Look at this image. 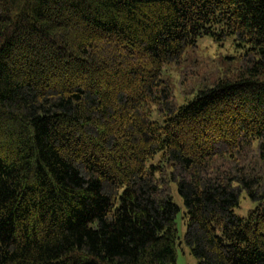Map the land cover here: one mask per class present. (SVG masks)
I'll list each match as a JSON object with an SVG mask.
<instances>
[{"label":"trees","instance_id":"obj_1","mask_svg":"<svg viewBox=\"0 0 264 264\" xmlns=\"http://www.w3.org/2000/svg\"><path fill=\"white\" fill-rule=\"evenodd\" d=\"M173 183L198 264H264V0H0V264H177Z\"/></svg>","mask_w":264,"mask_h":264},{"label":"rangeland","instance_id":"obj_2","mask_svg":"<svg viewBox=\"0 0 264 264\" xmlns=\"http://www.w3.org/2000/svg\"><path fill=\"white\" fill-rule=\"evenodd\" d=\"M239 54L240 52L235 48L233 39H228L224 42H220L215 41L212 37L206 36L199 41L196 51L190 52L189 59L202 60V63H204L207 60H224L227 58L238 56ZM167 70L168 71L164 73L163 77L170 82L176 96L177 103L181 106L188 104L191 100H193L196 92H186V86L181 83V75L178 69L173 68ZM152 119L161 121V117L155 110L152 114ZM171 195L174 202L177 203L180 207V212L176 221L179 236L177 264H198V258L194 254H192L190 248L185 243V234L187 230V220L185 217V213L187 211V208L182 196L178 192V188L175 183H173L171 186ZM257 205L258 201L251 200L245 194V192H242L240 206L236 208L235 212L239 216L246 217L248 216L250 211L257 207Z\"/></svg>","mask_w":264,"mask_h":264}]
</instances>
